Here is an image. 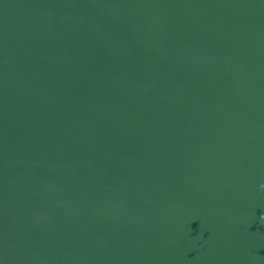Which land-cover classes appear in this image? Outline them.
Instances as JSON below:
<instances>
[{"label":"water","instance_id":"obj_1","mask_svg":"<svg viewBox=\"0 0 264 264\" xmlns=\"http://www.w3.org/2000/svg\"><path fill=\"white\" fill-rule=\"evenodd\" d=\"M264 0H0V264H264Z\"/></svg>","mask_w":264,"mask_h":264},{"label":"clouds","instance_id":"obj_2","mask_svg":"<svg viewBox=\"0 0 264 264\" xmlns=\"http://www.w3.org/2000/svg\"><path fill=\"white\" fill-rule=\"evenodd\" d=\"M261 187H264V185H262Z\"/></svg>","mask_w":264,"mask_h":264}]
</instances>
